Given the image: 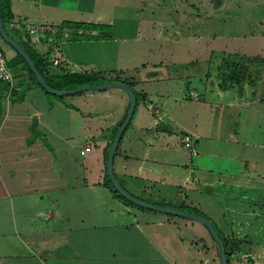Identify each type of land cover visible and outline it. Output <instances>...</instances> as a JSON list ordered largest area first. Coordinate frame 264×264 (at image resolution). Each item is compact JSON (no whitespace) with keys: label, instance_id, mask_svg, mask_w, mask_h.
I'll return each mask as SVG.
<instances>
[{"label":"crops","instance_id":"0c3cea01","mask_svg":"<svg viewBox=\"0 0 264 264\" xmlns=\"http://www.w3.org/2000/svg\"><path fill=\"white\" fill-rule=\"evenodd\" d=\"M239 1L264 6V0ZM186 3L196 16V5ZM223 3L207 0L218 8ZM146 7L133 0H8L10 16L4 25L17 38L20 30L14 21L51 26L50 39L27 42L49 76L65 70L84 71L106 77L104 80L126 79L133 89L144 93L138 100L142 106L133 117L136 103L134 119L127 123L130 130L126 134L124 130L114 153L116 177L145 199L199 207L225 234L230 229L229 217L239 204L230 201L229 183L218 186L211 175L217 169L227 172L233 165L236 154L216 144L237 147L235 126L228 125L221 136L199 129L197 113L179 112L177 105L186 101L180 98L186 85L182 79L188 76L193 79L187 85L195 84L196 72L185 69L191 58L176 62L184 73L149 66L163 62L161 46L163 40L171 39L169 27L180 31L185 22L178 18L173 24L172 18L147 16ZM63 19L106 22L111 29L107 33L62 24ZM187 29L185 39L191 40L189 25ZM4 48L13 76L9 81L0 80V264H217V244L201 220L136 207L114 195L104 183V147L125 113L128 96L124 89L110 85L50 95L15 49L5 41ZM46 51L65 55L66 63H50L43 57ZM173 54L180 56L174 50ZM202 88L207 100L229 105L228 100L214 99L215 92ZM154 95L160 97L167 112L157 124L151 123L146 107L147 99ZM181 130L196 135L193 157L175 138ZM212 207L219 208L216 214L208 212Z\"/></svg>","mask_w":264,"mask_h":264},{"label":"rangeland","instance_id":"374dc122","mask_svg":"<svg viewBox=\"0 0 264 264\" xmlns=\"http://www.w3.org/2000/svg\"><path fill=\"white\" fill-rule=\"evenodd\" d=\"M133 1L145 3L147 7L144 12L147 16L154 14L158 19L172 18L173 24L178 18L185 22L180 31L169 27L168 32V26L165 27L171 39L162 41L163 62L149 67L153 70L165 67L172 72L184 73L183 66L176 62L191 58L185 69L196 72L195 84L187 85L189 80L193 79L188 76L182 79L186 85L180 98L186 101L177 105L179 112L197 113V127L207 129L209 133L215 132L224 136L228 125L235 126L233 132L237 147L231 143L216 144L218 148L222 147L221 149L228 153L236 154L232 156L235 158L231 163L233 165L230 169H225L227 172L217 169L211 175L212 179L217 178L216 181H219L218 186L220 182L229 183L227 192L232 196L230 201L239 204L236 207L238 210L235 208L229 217L230 229L225 233L229 240L231 239L228 243V264H264V200L261 198H264V62L252 59L254 53L264 54V6L252 7L250 2L239 0H224L219 8L207 4V0ZM188 1L196 5V16L191 8L187 7ZM188 10H191V13H188ZM187 25L191 28V40L185 39ZM179 36L183 38L174 42ZM224 48L229 50H222ZM238 48L247 52L234 50ZM172 49L180 56H173ZM211 50L213 53L209 55ZM235 77H238V80H235ZM97 78H100V75H97ZM202 87H207V93L215 92L214 99L228 100L229 105L207 100L202 95ZM159 100L160 97L151 96L146 101V107H155ZM140 106L142 104L139 101L133 117ZM161 109L165 119L167 112L164 107ZM133 117H130L131 121ZM233 118L235 119L232 120ZM130 127L126 126L125 134ZM78 155L80 152L76 149L75 156ZM132 205L140 207L138 204ZM201 206L206 210L202 204ZM218 210L219 208L212 207L208 212L216 214ZM208 233L215 244L216 241L209 230Z\"/></svg>","mask_w":264,"mask_h":264},{"label":"water","instance_id":"95a60500","mask_svg":"<svg viewBox=\"0 0 264 264\" xmlns=\"http://www.w3.org/2000/svg\"><path fill=\"white\" fill-rule=\"evenodd\" d=\"M0 36L5 42L10 44L18 53L21 54L24 61L26 62L28 67L31 69V71L33 72L35 78L40 83V85L45 90L51 93H55V94L72 93V92H75L83 88H88V87L105 88L110 85H117V86H120L122 89H124V91L127 93V96H128L127 107H126L125 113L121 121L119 122V124L117 125L113 133V136L107 147V152H106V157H105L106 172H107V176L111 184L121 195H123L124 197H126L127 199H129L135 204L148 207V208H152V209L162 210L165 212H170V213H175V214H180V215H189V216H193L201 220L207 226L208 230L210 231L211 235L213 236V238L215 239L217 243V248H218L217 264H227V255H226V249H225L223 239L220 236L215 225L212 223V221L208 217H206L204 214L200 212L191 211L187 208L174 206V205L166 204V203H159L156 201L145 199L133 193L132 191H130L116 177L114 170H113L114 152L118 144V141L120 139L121 133L123 129L125 128V126L127 125L134 111V108H135L136 94L134 92V89L128 83L122 80H117V79H109V80H104V81H92V82L79 83L76 85L65 86V87L55 86L51 84L45 78L44 74L39 69L33 57L31 56L27 48L22 44V42L16 36H14L10 31L7 30V28L4 25V21L1 15H0Z\"/></svg>","mask_w":264,"mask_h":264},{"label":"trees","instance_id":"16d2710c","mask_svg":"<svg viewBox=\"0 0 264 264\" xmlns=\"http://www.w3.org/2000/svg\"><path fill=\"white\" fill-rule=\"evenodd\" d=\"M0 15L3 19V21L8 20L9 16H10V12L8 9V0H0ZM62 24H67V25H75L77 27L82 26V27H87V28H95V29H99V30H105L107 33H109L110 29H111V25L109 23L106 22H92V21H83V20H72V19H63L62 20ZM12 33V32H11ZM14 36H16L14 33H12ZM17 37V36H16ZM19 39V38H18ZM20 40V39H19ZM22 42V44L27 48V50L29 51V53L31 54V56L33 57L34 61L36 62L37 66L39 67V69L42 71V67L40 65V58L35 54V52L31 49V47L27 44V42L22 41V39L20 40ZM15 54L18 56V58H20L27 70L31 73V75L35 78L33 72L31 71V69L28 67V65L26 64V62L24 61L23 57L21 56L20 53H18L15 50ZM252 59L254 60H262L264 62V55H260V54H255L252 56ZM42 73L44 74L45 78L53 85L58 86V87H65V86H72V85H76L79 83H87V82H92L95 81L97 79L100 80H104L106 77L100 76V78H97V75L94 74H90L88 72H82V71H76V70H65L60 74H56L53 76H49L47 74H45L43 71ZM238 78V77H237ZM235 77V80H238ZM35 80H37L35 78ZM126 83L129 84V81L126 79H120ZM39 83V82H38ZM130 85V84H129ZM46 92L48 94H52V95H60V94H55V93H51L49 91L46 90ZM134 92L136 94V103L138 102V100L140 98H143L144 93L139 92L138 90L134 89ZM136 105V104H135ZM126 110V109H125ZM123 117V116H122ZM121 117V119H122ZM121 119L118 120L117 124L113 127L112 130V134H111V138L113 136V133L117 127V125L119 124V122L121 121ZM127 126V125H126ZM125 126V128H126ZM125 128L123 129L121 136L125 130ZM120 136V139H121ZM110 138V140H111ZM119 139V141H120ZM110 140L107 142L106 146L104 147V154L106 157V152H107V147L110 143ZM118 141V143H119ZM118 147V144L116 146V149ZM115 149V151H116ZM115 153V152H114ZM103 181L104 183L111 189L112 193L118 197H120L123 201L129 203V204H135L132 201H130L129 199H127L126 197H124L123 195H121L111 184L108 176H107V172H106V168L104 170L103 173ZM180 207L183 208H187L191 211H196V212H200L202 214H204L200 209H198L196 206L194 205H186V204H180ZM205 215V214H204ZM206 216V215H205ZM207 217V216H206ZM211 220V219H210ZM212 221V220H211ZM212 223L215 225V223L212 221ZM216 227V225H215ZM216 229L218 230L220 236L223 239L224 245H225V249H226V255H227V264L229 262V254H230V247L228 245V238L216 227Z\"/></svg>","mask_w":264,"mask_h":264},{"label":"built area","instance_id":"2783aa9c","mask_svg":"<svg viewBox=\"0 0 264 264\" xmlns=\"http://www.w3.org/2000/svg\"><path fill=\"white\" fill-rule=\"evenodd\" d=\"M15 26L20 30V38L25 42H35L39 41L42 38L50 39L47 33L51 31V26L47 23H33L24 20L14 21ZM43 57L50 63L56 65H64L67 61L65 55L61 53L51 54L50 51H46L43 54ZM13 76V71L8 63V57L4 48V40L0 36V80L9 81ZM193 94H196L195 91H191ZM191 96H193L191 94ZM148 107V106H147ZM161 103L158 101L155 107H150L149 112L152 116V124H157L158 122L164 120L163 114L161 113ZM175 138L178 140L180 145L189 153L190 157H193L197 153L195 146L196 135L189 130H181L175 133ZM88 144L85 145L87 149ZM188 178V176H187ZM191 178L196 179L195 174H191Z\"/></svg>","mask_w":264,"mask_h":264}]
</instances>
